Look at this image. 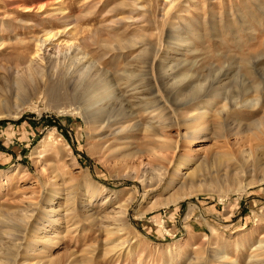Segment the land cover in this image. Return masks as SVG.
I'll return each mask as SVG.
<instances>
[{
	"label": "rangeland",
	"instance_id": "obj_1",
	"mask_svg": "<svg viewBox=\"0 0 264 264\" xmlns=\"http://www.w3.org/2000/svg\"><path fill=\"white\" fill-rule=\"evenodd\" d=\"M164 1L0 0L7 108L38 83L39 38L74 47L37 110L0 119V264H264V0ZM107 104L117 134L92 123ZM190 106L205 110L200 139L156 128ZM41 208L60 213L25 227Z\"/></svg>",
	"mask_w": 264,
	"mask_h": 264
},
{
	"label": "bare ground",
	"instance_id": "obj_2",
	"mask_svg": "<svg viewBox=\"0 0 264 264\" xmlns=\"http://www.w3.org/2000/svg\"><path fill=\"white\" fill-rule=\"evenodd\" d=\"M164 3H167V0H165ZM55 37H56V34L55 33L54 34H50L49 33V34H47V36L38 39V41L36 43V46H35V49L31 52V54H30V56L28 58V63H27V67H26L27 72L29 73V76H31V78H32V75H36V76L39 77L38 83H35L29 89V91H27L28 92V95H27V92H26V96L20 98V101H19L18 105H16V109H14V110H12L10 108H7L0 101V119L1 118H17L22 113V111L28 110V109L29 110H37L38 109V103L39 104L43 103V100H39L38 103H34V102L31 101V99L35 96V94L37 93V91L39 89H42V87H48L53 82V79L52 78H53V76L55 77V75H56V72L55 71L57 69V67L53 65V61H54L55 57L57 55H60V54L61 55H66V56L67 55L71 56L72 55V52L74 51L73 45H71L69 42H65V43H62V42H59V41L57 42V40L55 41ZM75 49H77V48H75ZM50 64H51V69L48 70V66L50 67ZM152 64H153V62L151 63V66H152ZM179 67H180L179 63H176V64L171 65V67L168 68V70L169 69L172 70L173 76L174 77L176 76L175 77L176 80L174 81L175 83L181 82L182 79L186 76L185 74H182L181 75L180 72L177 71V68H179ZM70 75H71V73H67L63 78L62 77H58L57 83L53 84V86L59 85L58 87L61 88L60 83L62 81H64V80L66 81V77H70ZM83 75H85V74L83 73ZM56 79H55V81H56ZM53 86H52V88L50 87L51 90L53 89ZM23 87H24V85H22L21 83H19L18 88L19 89H22ZM155 87H156V85H155ZM157 87L155 88L156 91H158ZM56 93H57V95L56 94L55 95L56 96H59V98H61L62 96L65 95V94H63V93H65L63 91H61V92L60 91H58V92L56 91ZM159 93L160 92L158 91L157 92L158 95H156V96H159ZM107 100H110V99H107ZM188 102L189 103H193L194 101L191 100V101H188ZM247 102H249V106L250 107L251 106L254 107V106L258 105V102H260V99H248ZM158 103H159V101H158ZM162 103H165V102L162 101ZM161 105H163V104H161ZM51 107H53V106H51ZM106 107H107V111H106L105 116H103V117H100L99 116V118H97L95 120L92 119L93 120L92 123H97L98 124V125L97 124L96 125H97V128L99 129V131H104L105 129H107V128H109V127H111V126L116 125V124L119 123L117 121V118H115L116 116H114L113 114H111L108 117V115H107V113H109V112L112 113V109L113 108H111V104L110 105L107 104ZM190 107H189V109L187 111L188 112H191V113H189V115H187L186 118L184 117V119L181 121L182 123L181 122H177V121L176 122H173V123H164L161 120H159L162 117V115H159V114L158 115H155V116L153 115L152 116L153 118H157L158 117V119L155 121L156 128L157 129L158 128L168 129V128H172V126H176V128L178 130L177 134H178V137H179L178 139L179 140L188 141L190 143V142H194V141L200 139L202 132L206 128L204 126V124H203V121H202V119L204 118V115H205V112H204L205 110L204 111L197 110V108H195V107H193V108L191 107V109H190ZM156 109H157V107H156ZM225 109H228V106L226 104L222 106V110H220V111L223 112ZM51 110H52V108H51ZM54 110L57 113H65V112H70L71 111L70 109L69 110H66L64 107H61V106H57V107L55 106L53 108V111ZM113 127H115V126H113ZM113 129H115V130H113L110 133L117 134V133L120 132L119 127H115ZM52 136H53V130H51V132L46 135V137L42 141V144H47L48 141L50 139H52L51 138ZM155 146H157V145H155ZM164 147L161 146L160 148L163 149ZM168 147H170V146H168ZM172 148H173V151L177 153L179 151V149H180V145L179 144H176ZM152 153H154L153 150H152ZM187 157H188L187 155L185 156V158L182 157V159L179 161V163L176 164V167H175L176 169H174V174H173L174 177H173V179H176L177 174L180 172L179 171L180 170V166L183 165V164H186V162L188 161ZM162 172L163 173L159 174V182L162 179H164V176L165 175H168L169 170L167 168H164ZM248 185L249 184L242 185L240 187H237L233 191L234 192H243L248 187ZM184 196L185 195H182V196H174L172 198L171 202L172 203L178 202L179 200L183 199ZM45 209L46 208H43V209L41 208L39 210V212H38V215L36 217H34V218H33V214L34 213H31L30 212V214L27 216V220L24 221L25 227L27 226V227L32 228V229H34V228L38 229L37 228L38 227V224L45 217H47L48 215L57 216L60 213L59 212V210H60L59 208H58L59 210L58 209L55 210L54 208H49L47 210H45ZM31 210H32V208H31ZM39 215H42L44 217L41 220L40 219H37L39 217ZM262 245L263 244H261V245L260 244L259 245L257 244L256 248H261Z\"/></svg>",
	"mask_w": 264,
	"mask_h": 264
}]
</instances>
